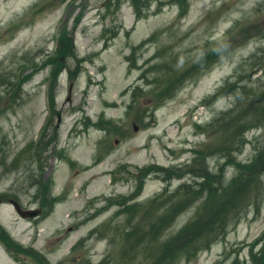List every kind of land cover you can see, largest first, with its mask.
I'll return each instance as SVG.
<instances>
[{
	"label": "rangeland",
	"instance_id": "374dc122",
	"mask_svg": "<svg viewBox=\"0 0 264 264\" xmlns=\"http://www.w3.org/2000/svg\"><path fill=\"white\" fill-rule=\"evenodd\" d=\"M236 82L264 97V0H0V264H156L144 249L211 204L191 183L229 198L264 163V125L231 158L197 153ZM240 197L225 235L174 264H264V185Z\"/></svg>",
	"mask_w": 264,
	"mask_h": 264
},
{
	"label": "trees",
	"instance_id": "16d2710c",
	"mask_svg": "<svg viewBox=\"0 0 264 264\" xmlns=\"http://www.w3.org/2000/svg\"><path fill=\"white\" fill-rule=\"evenodd\" d=\"M171 78L175 79V84H177L179 81L175 77H168V79ZM239 84L240 82L235 83L236 92L234 95L233 108L229 112L221 114L213 122V124H211L207 130H205L208 141L204 143L203 146L199 148V150H197V153L202 151L201 149L212 148V151L210 152L211 155H216L219 157L226 156L227 158H231L235 152L241 149L238 148L239 146L237 143L240 142V145L242 144V136L245 131L252 127L264 125V97L255 99L252 98V96L245 97V94L243 93L245 89L243 87H238ZM167 94H170V91H168ZM240 106H242L240 113L234 114L237 123L234 122L232 130L230 131L229 129H226V131L222 132L220 143H212V141H210V138L213 135L212 132L217 131L220 126H227L225 125L226 121ZM216 126H218L217 129H215ZM263 174V162L258 165H249V167H247V175L245 176L243 182H240L241 184H239V186L236 188L233 187L232 193L230 195L231 197H225L223 198L224 200L220 199V194L213 196L208 185L191 183V186L195 185V187L204 188L203 191L207 192L206 199L211 204L207 206L204 205L203 207L200 206L197 209L195 217L193 219L190 218L188 223L176 233L157 238L156 241L162 242L161 245H159V248H157V246H154L153 249L145 248V260L156 264H174L181 258L190 259L192 255L207 249L210 245L225 235L227 229L232 224L233 219L237 221L238 213L244 209L245 203L244 200H242V203L239 201L241 199L240 194H243L244 197L248 189H259V186L262 187L264 185L260 181V178ZM182 187L183 185L179 186V188L175 191L177 193H171L174 201H176L175 199L178 197L185 198L188 196L181 193ZM209 193L212 195L213 199L210 198ZM163 195L164 194H161L160 196ZM200 195L201 193L199 192V196ZM155 201H157V199ZM151 203L149 205H151ZM229 203L234 205V209L231 210L232 213L230 215V217H233L232 220L229 217L230 212L228 210L221 211L222 209L229 207ZM173 214L174 211L169 206L162 209L161 213L157 214L156 216V218L165 217L159 222H156V224H160L159 228H161V226H168L170 224L169 218L173 219ZM154 223L155 222L153 221L152 224L154 225ZM150 227L153 229H159L154 228L153 226ZM143 229L144 227L134 224L131 226V232H126V239L123 242V245L126 249L131 247L132 257H135V251L139 249L141 245H145L139 244V241L141 240L140 237L142 234H144ZM152 245L154 244L152 243L151 246Z\"/></svg>",
	"mask_w": 264,
	"mask_h": 264
},
{
	"label": "water",
	"instance_id": "95a60500",
	"mask_svg": "<svg viewBox=\"0 0 264 264\" xmlns=\"http://www.w3.org/2000/svg\"><path fill=\"white\" fill-rule=\"evenodd\" d=\"M15 208L17 213L21 216V217H33L35 215L38 214L37 211H30V212H23L19 209V207L15 204Z\"/></svg>",
	"mask_w": 264,
	"mask_h": 264
}]
</instances>
